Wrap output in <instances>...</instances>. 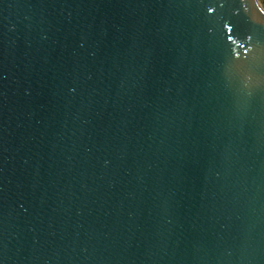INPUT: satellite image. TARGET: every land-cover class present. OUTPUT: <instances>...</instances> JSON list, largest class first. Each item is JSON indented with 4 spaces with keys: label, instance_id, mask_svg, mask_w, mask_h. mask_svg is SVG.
Wrapping results in <instances>:
<instances>
[{
    "label": "water",
    "instance_id": "95a60500",
    "mask_svg": "<svg viewBox=\"0 0 264 264\" xmlns=\"http://www.w3.org/2000/svg\"><path fill=\"white\" fill-rule=\"evenodd\" d=\"M0 264H264L259 0H0Z\"/></svg>",
    "mask_w": 264,
    "mask_h": 264
},
{
    "label": "trees",
    "instance_id": "16d2710c",
    "mask_svg": "<svg viewBox=\"0 0 264 264\" xmlns=\"http://www.w3.org/2000/svg\"><path fill=\"white\" fill-rule=\"evenodd\" d=\"M260 2H261V4L263 5V7H264V0H259Z\"/></svg>",
    "mask_w": 264,
    "mask_h": 264
}]
</instances>
